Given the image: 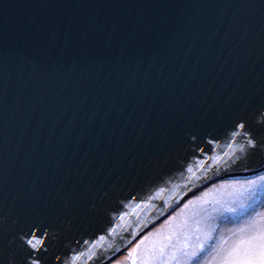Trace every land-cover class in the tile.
<instances>
[{"label":"snow or ice","instance_id":"snow-or-ice-1","mask_svg":"<svg viewBox=\"0 0 264 264\" xmlns=\"http://www.w3.org/2000/svg\"><path fill=\"white\" fill-rule=\"evenodd\" d=\"M9 7L7 0H0V64L12 57L21 70L30 66L26 75L31 79L63 75L70 50L74 65L110 77L128 62L129 53L159 39L175 10L205 5L39 0L13 32L7 26ZM232 7H246L251 14L259 7L264 13V3ZM84 9L102 11L87 14ZM120 9L138 11L125 15ZM162 9L169 11L165 14ZM238 21V16L233 17V23ZM261 32L264 35V24ZM9 40L33 48L37 55L18 56L17 49L7 47ZM145 115L151 130L141 133L133 146L146 158V170L151 172L167 149L176 158L174 170L183 183L169 188L164 182L147 199L139 200L136 208L155 210L154 202L163 201L171 210L169 200L176 208H187L192 203L189 194L203 188L195 197L201 203L198 213L142 250L153 233L144 236L124 224L131 214L123 209L137 197L113 190L97 201L99 186L111 177L93 169L90 162L101 151L121 148L97 130L95 143L82 139L70 150L74 153L70 157L58 150L56 163L50 167L48 159H42L30 178L19 172L9 186L7 175H0V264H84L85 257L100 264L104 257L99 249L117 228L125 230V238L136 240L127 252L131 264H264V74L258 83L237 85L236 92L214 105L188 107L179 91L162 99L157 96L146 106ZM220 134L230 151L216 155L210 146ZM197 157L199 162L193 165ZM237 171L247 175L235 179L232 173ZM161 179L157 172L146 182ZM208 193L215 195L208 198ZM161 216H167L164 225L176 220L175 214ZM150 224L136 227L147 229ZM121 251L116 249L108 257L109 264H123L116 258Z\"/></svg>","mask_w":264,"mask_h":264},{"label":"water","instance_id":"water-1","mask_svg":"<svg viewBox=\"0 0 264 264\" xmlns=\"http://www.w3.org/2000/svg\"><path fill=\"white\" fill-rule=\"evenodd\" d=\"M11 5L6 11L10 32L31 15L32 4L39 0H7ZM74 3H170L205 5V7L180 8L168 18L166 28L155 43L146 42L143 47L129 53L128 62L115 74L91 73L71 60V50L65 58L63 75L45 78L35 75L27 78L30 66L21 70L14 58L0 64V175L6 174L8 184L15 175L23 172L26 178L39 170L42 159L49 166L56 163V153L62 150L66 157L74 155L70 150L82 139L92 142L97 130L115 139L121 145L119 151H101L92 160L91 167L111 177L96 194L103 201L104 192L127 195L131 200L124 211L131 215L124 218L130 231L143 233L137 225L150 224L162 218L161 213L171 210L163 201L154 202L158 207L136 208L139 200L147 199L155 187L179 185V171L174 170L176 158L165 149L160 163L146 170V158L133 146L141 133L151 130L145 109L154 98L161 99L170 92L179 91L185 96L188 107L214 105L236 92L237 85L245 87L250 81H260L264 74V13L257 7L254 14L246 7L235 5L264 3V0H71ZM214 5L215 7H209ZM87 14H97L100 9H84ZM129 14L131 9H120ZM165 14L168 9H162ZM239 21L233 23V17ZM8 48L17 49L18 56H35L36 50L23 47L9 40ZM23 89V94L20 90ZM44 92V95L40 93ZM13 112L15 113L13 115ZM31 119H27V114ZM242 142V141H241ZM95 143V141H93ZM227 143L220 134L217 143L210 147L216 155L227 153ZM235 147V141L232 142ZM199 158L192 159L194 165ZM161 180L147 183L155 174ZM167 173V174H164ZM245 176L246 173L234 172ZM10 193L11 188L9 187ZM195 192V191H193ZM192 192V193H193ZM190 193L189 195H191ZM14 195V193H11ZM11 198V197H10ZM124 203L125 201H121ZM164 217V216H163ZM154 224L151 223L150 226ZM123 228L106 236L102 248L106 264L116 249H123L132 238ZM84 264H92L85 257Z\"/></svg>","mask_w":264,"mask_h":264},{"label":"rangeland","instance_id":"rangeland-1","mask_svg":"<svg viewBox=\"0 0 264 264\" xmlns=\"http://www.w3.org/2000/svg\"><path fill=\"white\" fill-rule=\"evenodd\" d=\"M232 177L235 179H242L244 176L233 175ZM204 191L205 189L201 188L199 191H195L191 195H189L188 199H191L192 203L187 208H183V206H181L180 208L174 207L171 211H169L167 215H174V214L176 215V220L173 221L172 224L164 225V220L167 218V216H164L160 220H158L157 223H154L151 226H149L147 229H144L143 233H141L142 235L147 236L148 232H152L153 235L144 241L142 245V250L145 247H150L151 244L158 239L159 235L166 234L173 227L183 222V220L186 217H192V215L194 216L196 213H198L201 203L199 200L195 199V197L200 196L201 192ZM207 195L208 198H211L215 195V193H208ZM162 225L163 228L161 227ZM158 229L160 230L159 234L157 233ZM135 244H136V240L132 239L131 242L128 243L127 247H124L120 252V254L116 256V258L123 261V264H131V259L128 258L127 252H128V248L135 247ZM106 264H109V261Z\"/></svg>","mask_w":264,"mask_h":264},{"label":"trees","instance_id":"trees-1","mask_svg":"<svg viewBox=\"0 0 264 264\" xmlns=\"http://www.w3.org/2000/svg\"><path fill=\"white\" fill-rule=\"evenodd\" d=\"M193 216V215H192Z\"/></svg>","mask_w":264,"mask_h":264}]
</instances>
